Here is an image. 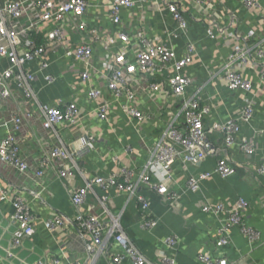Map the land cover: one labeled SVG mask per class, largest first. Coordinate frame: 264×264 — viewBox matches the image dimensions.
Returning a JSON list of instances; mask_svg holds the SVG:
<instances>
[{
    "label": "built area",
    "instance_id": "built-area-1",
    "mask_svg": "<svg viewBox=\"0 0 264 264\" xmlns=\"http://www.w3.org/2000/svg\"><path fill=\"white\" fill-rule=\"evenodd\" d=\"M215 1L108 0L105 4L108 20L119 29L113 33L111 50L100 59L103 70L99 73L95 67L94 43H102L101 32L86 20L89 0H61L58 3L53 0L3 1L0 5V59H6L8 66L0 70V101L13 98L12 84H16L21 96L17 99L19 103L13 99L15 109L11 111L9 120L3 121L8 132L0 140V170H13L20 179L35 183L11 194L6 188L0 190V201L10 204V219L14 225L10 248L6 250L7 258L15 256L11 249L34 236L40 227L54 236L58 231L73 226L82 238L86 254L84 260L65 262L58 256H50L44 262L29 264H96L100 256L110 258L113 264H179L170 255L178 242L174 234L161 239V248L156 251L154 260L146 257L125 232L120 214H112L108 208V195H97L94 187L102 190L114 188L117 192L135 196L141 206L137 227L150 232L159 220L151 214L148 199L140 193L141 188L154 190L172 203L186 191H198L201 182L210 178L211 174L222 178L235 174V168L224 158L216 161L212 171H190V164L200 163L213 152L209 139L211 132H220L226 147L238 148L249 156L255 154V140L239 136L242 124H252L256 112L253 82L241 71L247 64L255 67L258 71L257 84L264 88V0H241L246 12H253L259 17L262 27L260 32L251 29L246 33L238 28L240 18L236 14L222 12ZM153 9L166 11L170 17V23L163 22L164 32L156 33L153 22H145L146 15ZM23 17L27 18V22L21 25ZM44 22H51L52 29L39 42L32 35ZM194 28L197 30L194 33L196 39H191L189 32ZM149 29L154 31L152 35L148 34ZM77 35H86L91 42L83 43ZM218 38L230 46V50L221 67H205L208 78H221L229 91H239L244 95L236 116L225 122H215L207 128L203 124V116L209 112V107L201 104L196 94L186 96V89L194 80L185 70L192 64L201 42ZM175 39L184 40V53L179 54L172 46ZM49 54L58 59L66 58V69L73 79L88 83L86 102L93 106L85 113L82 114L80 106L73 101L61 107L38 101L33 81L37 79V72L50 66ZM34 61L38 62L37 71L28 68ZM43 79L48 86L57 76L47 73ZM75 81L68 83L71 89L75 88ZM167 94L170 100L164 102ZM143 97H147L167 116V124L154 139L147 162L139 171L121 165L117 173L108 176H86V171L79 168L77 158L80 153L96 150L99 142L85 127L86 121L92 119V115L94 121H108L111 111L119 107L125 118L133 121V128L138 130L148 119L149 112L132 105L130 101ZM20 101L23 107L25 101L27 104L35 101L38 105L39 127L45 136L39 132L36 138L35 134L30 136L38 142L47 141L45 148L40 143L41 152L22 145L20 135L29 134L32 114L28 109L21 111ZM71 126H78L81 134L66 142L62 132ZM32 154L37 155L33 157ZM30 156L33 157L32 162ZM180 164L187 172L181 193L172 189L173 168ZM75 171L82 176L84 183L68 188L73 217L68 219L56 211L39 226L29 202L23 198V192L28 193L31 200H41V190L52 176L68 179ZM258 171L264 173V167L260 165ZM91 193L96 196V206L87 203ZM246 205L245 200L238 199L228 210L227 219L218 229V246L229 243L227 232L231 226H239L244 233L255 236L253 229L240 219L239 214ZM201 207L202 211L216 216L224 211L221 204L204 202ZM103 214L107 215V219ZM111 245H116L119 250L110 251ZM198 259L202 264H234L226 257H213L207 252L200 253Z\"/></svg>",
    "mask_w": 264,
    "mask_h": 264
},
{
    "label": "crops",
    "instance_id": "crops-1",
    "mask_svg": "<svg viewBox=\"0 0 264 264\" xmlns=\"http://www.w3.org/2000/svg\"><path fill=\"white\" fill-rule=\"evenodd\" d=\"M3 1L0 0V5L3 4ZM53 1L58 3L61 0ZM107 2L108 0H89L90 6L86 15L88 24L99 28L101 32L100 40L103 44L99 41L94 43L97 73L99 70H103L100 59L102 55L111 50L113 33L119 29L108 20L105 6ZM215 2L216 5L218 4L217 8L222 12L236 14L240 18L238 28L241 32L246 33L251 29L260 32L262 29L259 17L253 12H246L241 6V0H217ZM134 13L136 17L139 15L137 10ZM151 21L154 24V31L158 33L164 32L163 22L170 23L171 20L166 11L159 12L153 9L146 15L145 22ZM26 22V17L21 18V25ZM50 29H52V23L44 22L37 27L32 36L36 38V41L42 42L46 32ZM154 31L149 29L147 32L152 35ZM196 32L195 28L190 31L189 38L196 39ZM78 37L83 43L91 42L86 35ZM184 43L183 39H175L172 41V46L179 54H182L184 53ZM223 43L221 38L201 42L193 56L192 64L185 70V73L194 80L186 89V96L196 94L199 96L201 104L209 107V112L203 116V124L207 128L215 122H225L230 117L236 116L244 95L239 91H229L221 78L210 79V76L208 78L205 67L209 69L221 67L230 50V46ZM49 59L50 66L42 72H37V79L33 81L38 101L60 107L73 101L80 106L81 113H85L93 106L86 102L88 83L73 79L66 69L64 60L66 58L58 59L54 54H49ZM7 66L6 59H0V70ZM37 66L38 62L34 61L28 68L37 71ZM241 72L253 82L256 112L252 124H242L239 136H247L255 140L257 146L255 154L249 156L238 148L226 147L222 134L214 131L209 136L213 152L200 163L189 165L192 172L212 171L216 161L219 158H224L228 164L235 168L234 175L222 178L218 174H211L210 178L201 182L198 191H186L172 203L154 190L141 188L140 193L148 199L151 214L159 220L157 226L150 232L142 231L137 227L141 206L135 196L131 197L125 192H117L114 188L102 190L94 187L97 195H108V208L112 214H120L121 224L127 235L136 247L152 260L156 258V251L161 248V239L168 234H174L178 242L175 249L171 250L170 255L175 257L179 264H202L198 255L204 252L210 253L213 257H226L234 264H264V173L258 171L260 165L264 167V88L257 84L258 71L255 67L247 64ZM47 73L57 76V79L52 84L45 86L46 82L43 76ZM71 81H75L74 89L68 86ZM11 89V93L14 94L13 98L0 101V140L8 132L3 121L9 120L11 111L15 109L16 104L13 99L19 103L17 99L21 96L16 84H12ZM169 100L170 95H165L163 101L168 102ZM142 102L145 104L143 105ZM130 103L149 112L148 119L138 130L133 128V121L126 119L119 107H115L111 111L108 121H94V115H92V119L86 121L85 127L99 139L96 150L80 153L77 158V164L79 168L86 171V176H108L117 173L121 165L139 171L147 162L154 139L159 136L167 124V116H164L155 104L149 102L147 97L139 98L137 101L132 100ZM20 104L21 111L28 109L32 114L29 122V134L20 135L22 145L25 148H35L41 152L40 143L45 148L44 145L47 141L38 142L35 140L38 132L45 136L39 127L38 105L35 101H29L28 104L25 101L24 107L22 101ZM30 134H35V138ZM80 134L81 130L78 126H71L67 131L62 132V137L67 142ZM35 155L37 154H32L33 157ZM32 156L29 157L31 162ZM18 175L15 171L7 168L0 170V190L6 188L11 194L26 188L25 186H34V182L20 179ZM186 176L187 172L181 164L173 168L172 189L174 191L182 192ZM83 183L82 176L78 171H75L74 175L68 179L52 176L49 183L45 184L44 189L41 190L43 191L41 200H31L32 197L26 192H23L22 195L29 202L37 224L41 226L43 220L54 215L56 211L68 219L73 217L74 209L70 203L68 188L82 186ZM238 199L247 202L239 215L241 222L253 229L255 236L251 237L244 233L239 226H231L227 232L229 243L225 246H218L216 243L219 238L218 229L221 223L227 219L228 210ZM204 202L221 204L224 211L218 216L204 212L201 207ZM87 203H93L96 206L94 193L88 196ZM10 214V204L0 201V264L3 260L10 264H29V260L36 256L38 258L44 256L45 260L50 256H58L65 262L85 259L82 238L79 237L73 226H68L66 229L58 231L54 236L49 235L40 227L34 236L24 239L17 247L13 257L19 260L18 263L11 261L12 258H7L6 253V250L10 248L14 232ZM103 217L107 219L106 214H103ZM36 249L43 254H38ZM118 250L116 245H111L110 251ZM20 254L24 256L20 257ZM96 264L113 263L110 258L100 256Z\"/></svg>",
    "mask_w": 264,
    "mask_h": 264
},
{
    "label": "water",
    "instance_id": "water-1",
    "mask_svg": "<svg viewBox=\"0 0 264 264\" xmlns=\"http://www.w3.org/2000/svg\"><path fill=\"white\" fill-rule=\"evenodd\" d=\"M25 245H27V244L25 243ZM16 251H17V247H16V249H11V252L14 253V254L16 253ZM36 251L38 252V254H41V253H42L41 251H39V250H37V249H36ZM42 254H43V253H42ZM42 254H41V255H42ZM21 255H22V254H20L19 256L21 257ZM22 256H24V255H22ZM13 258H14V257H12V260H11V261H14V262L18 263L19 260L16 259V258H14V259H13ZM10 259H11V258H10ZM10 259H9V260H10ZM9 260H8V261H9ZM38 260L41 261V262H44V261H45V258H44V256H42L41 258H40V257L38 258V257L36 256V257L30 259V260H29V263L34 262V261H38ZM2 264H10V263H8V262H6V261L3 260V261H2Z\"/></svg>",
    "mask_w": 264,
    "mask_h": 264
}]
</instances>
